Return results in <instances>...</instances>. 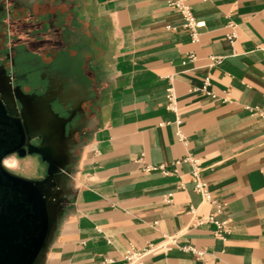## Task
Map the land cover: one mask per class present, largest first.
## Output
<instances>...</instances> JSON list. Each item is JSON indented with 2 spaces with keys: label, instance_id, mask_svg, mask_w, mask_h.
<instances>
[{
  "label": "crops",
  "instance_id": "0c3cea01",
  "mask_svg": "<svg viewBox=\"0 0 264 264\" xmlns=\"http://www.w3.org/2000/svg\"><path fill=\"white\" fill-rule=\"evenodd\" d=\"M168 1L1 2L0 80L13 47L14 108L35 107L31 144L54 143L61 164L38 264H121L130 246L165 236L205 256L173 247L144 264H264V120L246 109L264 112V0H184L203 23L197 43ZM190 53L197 61L183 64ZM210 57L222 61L210 67ZM207 76L215 98L193 91ZM187 157L225 205L223 238L198 225L214 208L194 191L192 165L174 172Z\"/></svg>",
  "mask_w": 264,
  "mask_h": 264
},
{
  "label": "water",
  "instance_id": "95a60500",
  "mask_svg": "<svg viewBox=\"0 0 264 264\" xmlns=\"http://www.w3.org/2000/svg\"><path fill=\"white\" fill-rule=\"evenodd\" d=\"M25 114L8 107L0 95V264H38L51 230L50 192L61 164L46 145L31 144ZM37 155L47 164L43 181H30L7 171L3 161Z\"/></svg>",
  "mask_w": 264,
  "mask_h": 264
},
{
  "label": "built area",
  "instance_id": "2783aa9c",
  "mask_svg": "<svg viewBox=\"0 0 264 264\" xmlns=\"http://www.w3.org/2000/svg\"><path fill=\"white\" fill-rule=\"evenodd\" d=\"M168 5L170 8L177 11L180 15H182L184 19V29L189 32L190 39L192 43H197L199 41V29L203 27V23H199L193 14L192 9L186 4L184 0H169ZM232 29V33L227 36V40L230 43H234L236 40V26L230 25L229 26ZM197 61V57L194 53H190L187 55L186 60L183 64L187 63H195ZM210 67L215 66L217 64H220L222 61V58H216V57H210ZM193 91H200L202 94L215 98V94L211 89V81L210 77L207 76L203 79V84L201 88L193 90ZM177 104L178 99L176 96V93L171 87L167 91V109L172 112H177ZM246 109L251 113V116H258L261 119L264 120V112H262L258 107H246ZM177 123H180V119H178ZM179 139L182 141V136L180 133H178ZM144 160V154L140 156V158L137 160V163L141 164ZM190 163L192 165V179H193V185H194V191L198 193L202 200L211 205L214 208V211L212 214L207 216L204 219H201L198 221V225H205V224H211L215 227V235L218 238H223L226 235L230 233V227L227 221H221L219 220V216L223 213L224 204L219 202L215 196L213 195L212 191L209 188L208 183H206L201 178V172L200 167L198 164V161L195 160L192 157H187L184 160H178L175 161L173 164L174 166V172L176 173L178 171V167L182 163ZM143 172L145 173H152V172H160L164 175H169L170 171L167 169L166 165H145L143 168ZM180 189H184V185H180ZM165 201L167 203L172 202V194L167 195ZM189 213H194V209H190ZM173 247L179 248L182 252L185 253H191L195 255L198 259H203L205 256V251L198 250L195 247L192 246H183L179 247L177 240L174 236H165L163 240L158 244H148L144 248H137L135 246H130L129 249L126 251V253L123 256L121 264H144V260L152 255H158L167 253L170 251Z\"/></svg>",
  "mask_w": 264,
  "mask_h": 264
},
{
  "label": "rangeland",
  "instance_id": "374dc122",
  "mask_svg": "<svg viewBox=\"0 0 264 264\" xmlns=\"http://www.w3.org/2000/svg\"><path fill=\"white\" fill-rule=\"evenodd\" d=\"M1 2H2V0H0V13H1L2 9L5 7L4 4L1 5ZM1 48H3L2 43H0V49ZM12 48L9 49V53L8 52L6 53V56L9 58V62L7 64L9 67V73H8V79H7L8 82H7V80H0V94L4 97L3 100L6 99L4 101L5 104L8 107L12 106L14 108L15 96H14V92L11 89L15 87V72H14V70H15V59H14L15 52H14V49H12ZM12 55H13V57H12ZM6 84L9 85V87H10L9 90L2 88L3 85H6ZM4 90L7 91L8 93H5ZM8 158H13L14 160H16L17 166L14 169H8L6 167H5V169L7 171L11 172L12 174L18 176V177L24 176V177H29L32 179L40 180L42 177L45 179L47 176V167L48 166L46 163L42 162L41 158L37 155H27L26 157L19 158V159L15 156H10Z\"/></svg>",
  "mask_w": 264,
  "mask_h": 264
},
{
  "label": "bare ground",
  "instance_id": "6f19581e",
  "mask_svg": "<svg viewBox=\"0 0 264 264\" xmlns=\"http://www.w3.org/2000/svg\"><path fill=\"white\" fill-rule=\"evenodd\" d=\"M6 100V99H5ZM4 100V101H5ZM8 100V99H7ZM10 102V101H9ZM8 103V102H7ZM33 103V102H31ZM25 118H26V123H27V129H28V133L30 135H33L35 133V131L37 130V125H39V120L41 119L38 118L37 114H36V109L33 106H28L26 111H25ZM46 114V113H45ZM48 117V116H47ZM57 125V124H56ZM61 128V127H60ZM42 129V127H41ZM54 130V129H53ZM54 132V131H53ZM60 132V131H59ZM48 136V135H47ZM52 137V136H51ZM58 137V136H57ZM74 139V138H73ZM52 140V139H51ZM72 141V138H71ZM54 143H49L46 144V150L50 153V152H54L56 153L57 150H55L56 148H54ZM73 147V146H72ZM75 147V146H74ZM58 148V147H57ZM59 160V159H56ZM64 161V160H63ZM4 166L8 169H14L17 166V162L16 160H14L13 158H6L4 160Z\"/></svg>",
  "mask_w": 264,
  "mask_h": 264
},
{
  "label": "flooded vegetation",
  "instance_id": "af4514ba",
  "mask_svg": "<svg viewBox=\"0 0 264 264\" xmlns=\"http://www.w3.org/2000/svg\"><path fill=\"white\" fill-rule=\"evenodd\" d=\"M10 156H15V157H17L18 159H19V157L17 156V154H13V155H10ZM10 156H8V157H10ZM7 157V158H8ZM6 159V158H5ZM3 165H4V161H3ZM5 167V166H4ZM11 173V172H10ZM12 174V173H11ZM14 175V174H13ZM16 176V175H15Z\"/></svg>",
  "mask_w": 264,
  "mask_h": 264
}]
</instances>
